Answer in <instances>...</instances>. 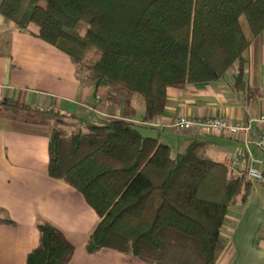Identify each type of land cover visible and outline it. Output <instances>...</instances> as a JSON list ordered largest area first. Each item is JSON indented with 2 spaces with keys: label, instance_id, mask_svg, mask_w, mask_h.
<instances>
[{
  "label": "trees",
  "instance_id": "16d2710c",
  "mask_svg": "<svg viewBox=\"0 0 264 264\" xmlns=\"http://www.w3.org/2000/svg\"><path fill=\"white\" fill-rule=\"evenodd\" d=\"M0 12L22 30L36 25L95 93L106 82L111 102L126 92L145 103L143 122L102 116L93 106L83 128L51 133L49 175L100 217L87 251L155 264L175 248L217 264L229 210L249 200L253 181L211 157L207 140L174 156L144 129L166 113L170 88L218 81L237 64L243 70L264 33V0H0ZM38 227L27 264H67L71 247L61 232L48 222Z\"/></svg>",
  "mask_w": 264,
  "mask_h": 264
},
{
  "label": "crops",
  "instance_id": "0c3cea01",
  "mask_svg": "<svg viewBox=\"0 0 264 264\" xmlns=\"http://www.w3.org/2000/svg\"><path fill=\"white\" fill-rule=\"evenodd\" d=\"M38 34L36 25L22 30L0 12V264H27L40 244L38 226L43 222L55 226L70 245L67 264H148L113 250L87 251L100 217L80 192L49 175L53 129L46 120L49 111L57 110L83 123L92 111L84 106L89 103L99 115L139 123L145 103L126 92L111 102L106 82L95 93L71 59ZM245 56L243 70L237 64L218 81L170 88L166 113L144 132L167 142L172 151L175 147L183 151L194 140H207L209 155L227 165L247 151L264 160L262 149L247 148L242 140L219 131L179 132L172 126L181 114L246 122L264 113V33ZM249 163L242 159L229 166L242 172ZM253 184L254 194L245 204L237 200L240 210L231 213L223 232L227 245L217 264H264V190L257 187L264 182Z\"/></svg>",
  "mask_w": 264,
  "mask_h": 264
},
{
  "label": "built area",
  "instance_id": "2783aa9c",
  "mask_svg": "<svg viewBox=\"0 0 264 264\" xmlns=\"http://www.w3.org/2000/svg\"><path fill=\"white\" fill-rule=\"evenodd\" d=\"M94 108L89 106L88 109ZM172 126L177 131H219L227 136L242 140L246 147L255 145L264 151V113L252 117L246 122H235L229 117L206 116L204 118H192L181 114L173 122ZM242 159L250 160L247 169L248 177L253 181L264 182V160L253 157L250 151L238 154L228 165L237 164Z\"/></svg>",
  "mask_w": 264,
  "mask_h": 264
},
{
  "label": "rangeland",
  "instance_id": "374dc122",
  "mask_svg": "<svg viewBox=\"0 0 264 264\" xmlns=\"http://www.w3.org/2000/svg\"><path fill=\"white\" fill-rule=\"evenodd\" d=\"M81 29H82V32H85L86 26H82ZM76 68H77V71H78V67H76ZM78 75H79V77L82 79V81L85 84H89V82L87 81V78H86V74L84 72H79L78 71ZM136 96H139V95H136ZM139 98H141V97L139 96ZM84 106L88 110L89 103L84 104ZM49 114H51V115H49ZM49 114H48V118H46V120H49L47 122L48 128H51L53 130L54 129H65V130H68V131H77L80 128H83L82 123L79 122V121H75L73 118H70L68 116L57 115V113H54V112L53 113H49ZM31 118L36 119L38 121L45 119V117H42V116H38V117H33L32 116ZM181 151L182 150L179 151L175 147V148H173V155L176 156ZM257 187H259L261 189L263 188L262 190H264V185L262 186V185L258 184ZM255 194L258 195L257 193H255ZM259 197H257V198H259ZM238 205H239V203H236L235 205H233L231 207V209L229 210L228 218L231 219L232 218V214L231 213L237 212V211L240 210V207ZM227 224L225 225V229L224 230H227V228H226ZM155 264H203V263L191 251L172 248L166 253V255H165V257L163 259L157 261Z\"/></svg>",
  "mask_w": 264,
  "mask_h": 264
}]
</instances>
